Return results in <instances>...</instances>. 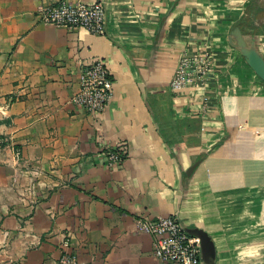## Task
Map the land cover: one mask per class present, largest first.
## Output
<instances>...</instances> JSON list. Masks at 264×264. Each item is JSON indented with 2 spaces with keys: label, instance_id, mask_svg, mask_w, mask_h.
I'll use <instances>...</instances> for the list:
<instances>
[{
  "label": "crops",
  "instance_id": "obj_1",
  "mask_svg": "<svg viewBox=\"0 0 264 264\" xmlns=\"http://www.w3.org/2000/svg\"><path fill=\"white\" fill-rule=\"evenodd\" d=\"M58 1L0 0L4 264H55L67 238L83 264H173L138 228L172 214L209 232L216 264H264V81L236 46L240 32L264 56V0H103L105 35L41 22ZM207 38L208 103L170 87L183 50ZM92 57L114 79L98 115L74 101Z\"/></svg>",
  "mask_w": 264,
  "mask_h": 264
},
{
  "label": "built area",
  "instance_id": "obj_2",
  "mask_svg": "<svg viewBox=\"0 0 264 264\" xmlns=\"http://www.w3.org/2000/svg\"><path fill=\"white\" fill-rule=\"evenodd\" d=\"M39 20L68 28H84L93 34L107 33V10L103 0L92 3L60 0L48 3L37 12ZM215 49L212 40L207 38L196 48H186L178 58L170 81L174 92L203 90L208 103L213 96L217 82ZM80 90L74 101L91 114H101L113 95L114 79L106 61L92 57L81 62L79 78ZM5 142L0 138V144ZM125 147L108 149L111 165L120 163L126 157ZM138 228L153 238V253L163 262L173 264H202L200 239L190 234L180 218L175 215L158 218L141 217ZM70 240L61 243L62 254L55 264H83L71 251Z\"/></svg>",
  "mask_w": 264,
  "mask_h": 264
},
{
  "label": "water",
  "instance_id": "obj_3",
  "mask_svg": "<svg viewBox=\"0 0 264 264\" xmlns=\"http://www.w3.org/2000/svg\"><path fill=\"white\" fill-rule=\"evenodd\" d=\"M236 46L241 50L247 64L264 81V56L257 50L254 42H249L241 33L237 36ZM185 229L200 239V258L203 264H216L217 247L213 237L199 227H185Z\"/></svg>",
  "mask_w": 264,
  "mask_h": 264
},
{
  "label": "rangeland",
  "instance_id": "obj_4",
  "mask_svg": "<svg viewBox=\"0 0 264 264\" xmlns=\"http://www.w3.org/2000/svg\"><path fill=\"white\" fill-rule=\"evenodd\" d=\"M6 243L7 242H2V241H0V264H4V263H7V262H9L8 260H5V259H3V257H1V250H3V249H5V248H7L6 246Z\"/></svg>",
  "mask_w": 264,
  "mask_h": 264
}]
</instances>
